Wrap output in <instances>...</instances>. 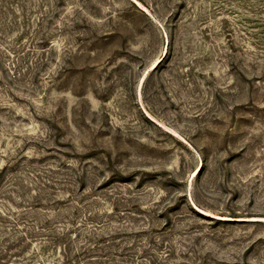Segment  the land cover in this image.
<instances>
[{
  "label": "rangeland",
  "instance_id": "1",
  "mask_svg": "<svg viewBox=\"0 0 264 264\" xmlns=\"http://www.w3.org/2000/svg\"><path fill=\"white\" fill-rule=\"evenodd\" d=\"M0 264H264V0H0Z\"/></svg>",
  "mask_w": 264,
  "mask_h": 264
}]
</instances>
